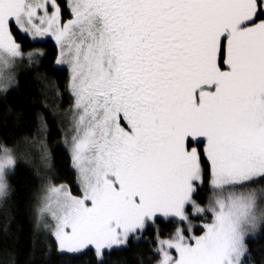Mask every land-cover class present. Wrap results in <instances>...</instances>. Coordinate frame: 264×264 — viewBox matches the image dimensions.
Instances as JSON below:
<instances>
[{
  "label": "snow or ice",
  "instance_id": "6c2138e0",
  "mask_svg": "<svg viewBox=\"0 0 264 264\" xmlns=\"http://www.w3.org/2000/svg\"><path fill=\"white\" fill-rule=\"evenodd\" d=\"M0 104V264H264V0H0Z\"/></svg>",
  "mask_w": 264,
  "mask_h": 264
},
{
  "label": "trees",
  "instance_id": "16d2710c",
  "mask_svg": "<svg viewBox=\"0 0 264 264\" xmlns=\"http://www.w3.org/2000/svg\"><path fill=\"white\" fill-rule=\"evenodd\" d=\"M24 100V96L16 95L9 98L7 101L8 104H15L19 103ZM3 105L0 104V108H2ZM61 139V137L55 136L53 138V143L55 144ZM59 163V162H58ZM32 180V176L30 173V169L27 166H22L20 171L18 172L16 178L12 181L13 185L17 187L18 192L20 195L25 194L27 186L30 184ZM21 223L25 224V229L27 230V224L26 221L21 220ZM251 246L254 250V254L259 257L260 249L264 247V238H260L258 240L252 241ZM119 261H127V264H135L136 258L132 253H121L118 254L117 257H115ZM49 264H80V261L78 259H75L71 256H58L53 254L51 257V260Z\"/></svg>",
  "mask_w": 264,
  "mask_h": 264
}]
</instances>
